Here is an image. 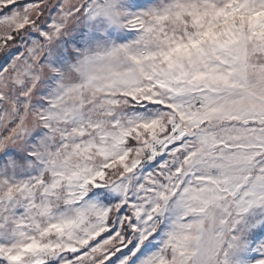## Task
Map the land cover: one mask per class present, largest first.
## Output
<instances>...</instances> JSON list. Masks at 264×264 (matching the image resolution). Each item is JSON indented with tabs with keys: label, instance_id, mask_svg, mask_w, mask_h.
<instances>
[{
	"label": "snow or ice",
	"instance_id": "obj_1",
	"mask_svg": "<svg viewBox=\"0 0 264 264\" xmlns=\"http://www.w3.org/2000/svg\"><path fill=\"white\" fill-rule=\"evenodd\" d=\"M0 264H264V0H0Z\"/></svg>",
	"mask_w": 264,
	"mask_h": 264
}]
</instances>
